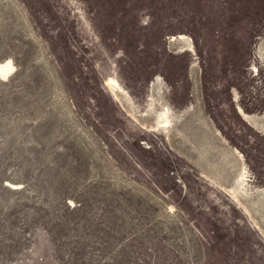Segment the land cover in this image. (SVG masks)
Returning <instances> with one entry per match:
<instances>
[{
	"label": "rangeland",
	"instance_id": "rangeland-1",
	"mask_svg": "<svg viewBox=\"0 0 264 264\" xmlns=\"http://www.w3.org/2000/svg\"><path fill=\"white\" fill-rule=\"evenodd\" d=\"M7 61L0 264H264V0H0Z\"/></svg>",
	"mask_w": 264,
	"mask_h": 264
},
{
	"label": "crops",
	"instance_id": "crops-1",
	"mask_svg": "<svg viewBox=\"0 0 264 264\" xmlns=\"http://www.w3.org/2000/svg\"><path fill=\"white\" fill-rule=\"evenodd\" d=\"M244 120L246 121V123L257 133L260 134H264V114L263 115H251V116H247L246 118L244 117ZM232 146H226V150H228L229 153H231L232 155H234V159L236 161L235 163V176H237L235 178V182L236 181H242L244 179V161L242 159V155H240V152L234 150L233 148H231ZM250 182V180H249ZM250 185V184H249ZM251 186V185H250ZM249 198L251 199H255L256 202H258L260 205L259 207L262 205V203H264V191L260 190V189H256L254 188L253 190H249L248 195ZM248 200H245L244 202H246V204L248 203ZM257 206V203H255ZM245 214L247 216V205H245L244 208ZM260 222L262 223V219L260 217H258V215L254 216V222L257 223Z\"/></svg>",
	"mask_w": 264,
	"mask_h": 264
},
{
	"label": "bare ground",
	"instance_id": "bare-ground-1",
	"mask_svg": "<svg viewBox=\"0 0 264 264\" xmlns=\"http://www.w3.org/2000/svg\"><path fill=\"white\" fill-rule=\"evenodd\" d=\"M13 71V67L11 66L10 62L7 61L3 64H0V77L1 78H6L8 75ZM115 82V81H114ZM242 112V111H241Z\"/></svg>",
	"mask_w": 264,
	"mask_h": 264
}]
</instances>
